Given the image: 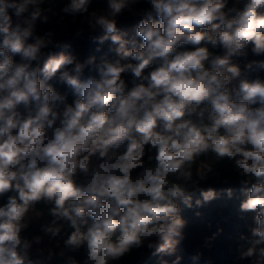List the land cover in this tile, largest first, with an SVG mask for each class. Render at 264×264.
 <instances>
[{"label":"clouds","instance_id":"obj_1","mask_svg":"<svg viewBox=\"0 0 264 264\" xmlns=\"http://www.w3.org/2000/svg\"><path fill=\"white\" fill-rule=\"evenodd\" d=\"M91 2L69 0L61 11L102 31L99 43L117 45V59L46 54L61 45L51 32L36 34L52 11L45 0H0V264H46L57 254L37 249L34 259L43 238L21 235L41 202L51 205L45 235L71 229L58 253L65 264H112L145 242L153 255L174 256L185 228L180 206L220 196L200 187L213 168L195 166L208 153L234 162L240 211L254 213L238 259L264 264V80L248 79L232 63L250 43L264 55V0H244L242 9L228 8L229 0H148L138 47L117 28L136 0H108L102 12H89ZM183 45L193 47L178 50ZM124 73L134 78L131 88ZM53 78L72 90L71 103L47 83ZM224 192L232 198V188ZM81 248L82 262L67 254Z\"/></svg>","mask_w":264,"mask_h":264},{"label":"trees","instance_id":"obj_2","mask_svg":"<svg viewBox=\"0 0 264 264\" xmlns=\"http://www.w3.org/2000/svg\"><path fill=\"white\" fill-rule=\"evenodd\" d=\"M68 2L69 0H45V3L42 5L45 9L51 8L52 11L46 13L49 15L47 23L37 22L36 34L43 36L45 33L51 32L54 44L59 43L61 45V47L50 45L48 48L42 49V51L53 55H58L61 52L72 54L80 62L89 57H95L97 61L102 58L117 59L118 57L115 52L116 47H118L117 45L112 44L110 40L105 41L103 44L99 43V38L104 35L102 31L91 30L83 16L73 18L71 15H66L61 11ZM243 2L244 0L240 4H236L235 0H229L227 7L242 9ZM107 3L108 0H92L89 12H102L107 8ZM149 7L148 0H136L131 11L128 10L127 15L118 18L117 21L118 30L127 33L126 39L135 38L137 47L142 43V38L135 36V30L140 19L143 18L144 10ZM9 14L12 15L14 26L19 21L12 14L11 9H9ZM230 15H235V13H231ZM78 32L80 33L79 35H77ZM65 45L67 47H64ZM206 46L213 55L223 54V49L219 46L213 47L210 44ZM252 46L250 43L245 49L247 52L246 56H234L232 63L238 65L248 79L260 78L264 80V69L257 66L259 62L264 61V55H254L251 51ZM192 47L191 45H183L178 50H191ZM14 61L19 63L21 59L19 56H15ZM33 63L35 64V62ZM249 63L253 65L250 70L246 68V65ZM148 71L146 69L145 74ZM122 78L125 79L128 88L133 86L132 81L134 78L131 73L122 74ZM47 83L61 94H67L68 103L73 101L72 90L67 85L60 83L56 78ZM236 85H238V80L232 82V86ZM147 147L144 159L150 165L154 162H148L147 156L154 153H149ZM124 149L125 146H121L119 151H123ZM205 166H212L213 172L209 174L207 180L200 182V187L204 189L213 187L220 193V196L218 199L199 208L194 206L188 209L183 205L180 206L179 214L185 221L183 239L179 243L176 254L174 256H165L159 264H163L164 261L167 264H173L176 256L181 257L180 264H250L248 260L238 259V250L244 243L240 240V236L242 234L245 236L250 235L249 229L254 226V213H244L239 208L240 202L244 199L239 185L241 177L236 173L233 161L227 159L216 161L212 153L201 156L195 167L203 169ZM139 171L140 169L135 170L133 176ZM228 188L233 189L232 198H228L224 192ZM196 198H199L198 192L193 199L195 200ZM4 203H6V196L0 197V205ZM50 207L51 205L43 202L38 203L34 210L40 212V217L28 221L29 227L22 231L21 235L30 240L36 236L43 238L40 245H33L31 255L34 259L38 256L37 249H43L45 257L48 254V250L51 249L57 254L50 261H46V264H65L66 257H61L58 253L63 248V240L66 238V233H70L71 229L65 225L64 232H62L60 237L55 239L43 233L41 226L50 223L52 219L48 213ZM146 245L147 242H145L144 247L133 249L129 254L118 261L112 262V264H153L155 255H153L152 250L148 249ZM197 253H200L201 258L198 261H194L192 257ZM67 254L74 256L78 261L82 262L85 257V250L81 248L78 252Z\"/></svg>","mask_w":264,"mask_h":264},{"label":"rangeland","instance_id":"obj_3","mask_svg":"<svg viewBox=\"0 0 264 264\" xmlns=\"http://www.w3.org/2000/svg\"><path fill=\"white\" fill-rule=\"evenodd\" d=\"M104 10H106V9H104ZM127 13H128V10H125L124 13L120 17H122L124 15H127ZM38 213H40V212H38L36 210L30 211L29 214H28V221H30V220H32L34 218L40 217V215H37ZM178 248H179V245L177 247V250H178ZM164 257L155 255L154 258H153V264H159L164 259Z\"/></svg>","mask_w":264,"mask_h":264}]
</instances>
